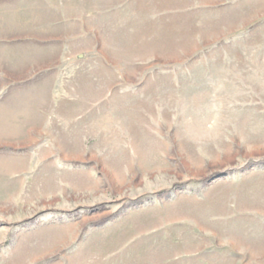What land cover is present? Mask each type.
Masks as SVG:
<instances>
[{
  "label": "rangeland",
  "instance_id": "rangeland-1",
  "mask_svg": "<svg viewBox=\"0 0 264 264\" xmlns=\"http://www.w3.org/2000/svg\"><path fill=\"white\" fill-rule=\"evenodd\" d=\"M0 127V264H264V0H0Z\"/></svg>",
  "mask_w": 264,
  "mask_h": 264
},
{
  "label": "bare ground",
  "instance_id": "bare-ground-1",
  "mask_svg": "<svg viewBox=\"0 0 264 264\" xmlns=\"http://www.w3.org/2000/svg\"><path fill=\"white\" fill-rule=\"evenodd\" d=\"M2 117H3V116H2ZM2 121H3V120H2ZM4 121H6V123L8 122V120H4ZM9 122H10V121H9ZM4 124H5V122H4ZM4 124H3V125H4ZM9 124H10V123H9ZM12 124H13V123H11V125H12ZM3 125H1V126L3 127ZM6 125H7V124H6ZM6 125H5V126H6ZM5 126H4V127H5ZM8 126H9V125H8ZM8 126H7V127H8ZM4 127H3V128H4ZM7 127H5V128H7ZM9 127H10V126H9ZM0 128H1V127H0ZM11 128H12V127H11ZM1 129H2V128H1ZM7 129H8V128H7ZM9 129H10V128H9ZM13 129H14V128H13Z\"/></svg>",
  "mask_w": 264,
  "mask_h": 264
}]
</instances>
